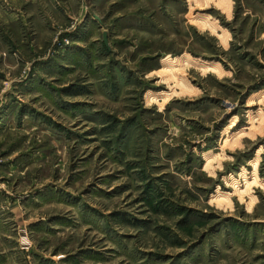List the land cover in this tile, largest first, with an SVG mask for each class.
<instances>
[{
	"label": "rangeland",
	"instance_id": "obj_1",
	"mask_svg": "<svg viewBox=\"0 0 264 264\" xmlns=\"http://www.w3.org/2000/svg\"><path fill=\"white\" fill-rule=\"evenodd\" d=\"M0 264H264V0H0Z\"/></svg>",
	"mask_w": 264,
	"mask_h": 264
}]
</instances>
